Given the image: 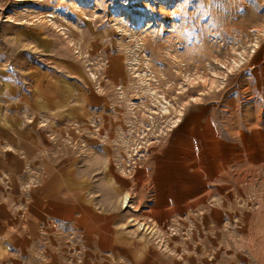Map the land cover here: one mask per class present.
Returning <instances> with one entry per match:
<instances>
[{
	"label": "rangeland",
	"instance_id": "obj_1",
	"mask_svg": "<svg viewBox=\"0 0 264 264\" xmlns=\"http://www.w3.org/2000/svg\"><path fill=\"white\" fill-rule=\"evenodd\" d=\"M71 1L119 44L85 69L120 106L111 122L121 137L117 167L133 183L108 189L119 180L104 161L96 199L105 232L153 237L161 226L142 214L151 206L163 229L184 219L212 247L244 244L237 250L256 264L251 253L264 250V0ZM115 54L123 75L113 83L102 73Z\"/></svg>",
	"mask_w": 264,
	"mask_h": 264
},
{
	"label": "crops",
	"instance_id": "obj_2",
	"mask_svg": "<svg viewBox=\"0 0 264 264\" xmlns=\"http://www.w3.org/2000/svg\"><path fill=\"white\" fill-rule=\"evenodd\" d=\"M3 2L10 9L0 13V264H249V253L237 250L243 243L236 252L212 247L184 219L163 229L151 206L142 214L161 226L153 237L105 232L96 199L104 161L119 180L105 182L108 189L133 183L117 167L121 137L111 122L120 106L105 101L104 83L95 86L85 69L118 41L71 0ZM102 74L120 80L119 54ZM251 255L264 264L263 249Z\"/></svg>",
	"mask_w": 264,
	"mask_h": 264
}]
</instances>
